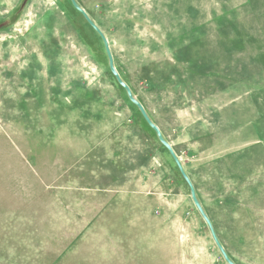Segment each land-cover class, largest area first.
<instances>
[{"label": "rangeland", "instance_id": "obj_1", "mask_svg": "<svg viewBox=\"0 0 264 264\" xmlns=\"http://www.w3.org/2000/svg\"><path fill=\"white\" fill-rule=\"evenodd\" d=\"M234 264H264V0H75ZM0 264H226L69 0H0Z\"/></svg>", "mask_w": 264, "mask_h": 264}, {"label": "water", "instance_id": "obj_2", "mask_svg": "<svg viewBox=\"0 0 264 264\" xmlns=\"http://www.w3.org/2000/svg\"><path fill=\"white\" fill-rule=\"evenodd\" d=\"M72 7L83 17V19L85 20V22L87 23V25L97 34V36L100 38L106 57H107V61H108V69L109 72L111 73V75L114 77L115 82L117 83V85L125 92L126 98L128 99V101L138 110L139 114L141 115V117L143 118V120L145 121V123L147 124V126L154 132L155 137L158 141V143L167 151L168 155L170 156V158L173 160L175 166L177 167V170L179 172V174L181 175L182 179L184 180V182L186 183V185L188 186L189 189V194H190V198L191 201L195 207V209L197 210V212L199 213V215L201 216V218L203 219V221L205 222L206 226L208 227V230L210 232L211 238L213 240L214 245L216 246V248L218 249L221 257L223 258V260L225 261L226 264H234L229 257L227 256L226 252L224 251L223 247L221 246V244L219 243L215 232L213 230V227L208 219V217L206 216L205 212L203 211L199 201L196 198L195 195V191L193 188V185L191 184L189 178L187 177V175L185 174L177 156L175 155L171 145L162 137L161 132L159 131V129L151 122V120L149 119V117L147 116L145 110L143 109V107L141 106V104L133 97L131 90L129 89V87L121 80L118 72L116 71V69L114 68L113 65V58L111 56L110 50H109V46H108V42L105 38V36L102 34V32L95 26V24L89 19V17L87 16V14L85 13V11L83 9H81L77 3L75 2V0H69Z\"/></svg>", "mask_w": 264, "mask_h": 264}]
</instances>
